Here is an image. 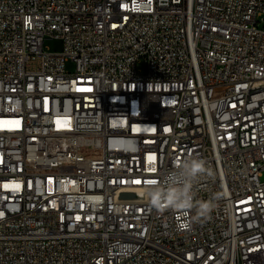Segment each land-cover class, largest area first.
Returning a JSON list of instances; mask_svg holds the SVG:
<instances>
[{
	"label": "built area",
	"instance_id": "1",
	"mask_svg": "<svg viewBox=\"0 0 264 264\" xmlns=\"http://www.w3.org/2000/svg\"><path fill=\"white\" fill-rule=\"evenodd\" d=\"M187 156L207 216L145 194ZM0 264H264V0H0Z\"/></svg>",
	"mask_w": 264,
	"mask_h": 264
},
{
	"label": "clouds",
	"instance_id": "2",
	"mask_svg": "<svg viewBox=\"0 0 264 264\" xmlns=\"http://www.w3.org/2000/svg\"><path fill=\"white\" fill-rule=\"evenodd\" d=\"M213 172L206 162L198 157L187 156L174 164L165 177H160L155 185L145 187V194L153 207L168 203L169 208L191 206L201 214L211 213V204H194V193L197 185L204 176L211 177Z\"/></svg>",
	"mask_w": 264,
	"mask_h": 264
},
{
	"label": "bare ground",
	"instance_id": "3",
	"mask_svg": "<svg viewBox=\"0 0 264 264\" xmlns=\"http://www.w3.org/2000/svg\"><path fill=\"white\" fill-rule=\"evenodd\" d=\"M69 144L68 138L62 136L46 142L30 140L28 143L29 159L37 168L52 169L57 165L62 167L61 170H64L65 167L71 165L67 163L72 159V156L69 155ZM58 162L61 164H57Z\"/></svg>",
	"mask_w": 264,
	"mask_h": 264
},
{
	"label": "rangeland",
	"instance_id": "4",
	"mask_svg": "<svg viewBox=\"0 0 264 264\" xmlns=\"http://www.w3.org/2000/svg\"><path fill=\"white\" fill-rule=\"evenodd\" d=\"M45 46L47 48H49L51 51H60V50H62L63 44L58 39H47L46 42H45ZM139 68H140V70H144L145 66L143 64H141L139 66ZM67 69L72 71L74 69V64L72 62H69L67 64ZM71 153H76L78 158H79V160L80 159L83 160V159L87 158L90 155V151H88V149H86L83 146H77L75 149L71 150ZM67 163H70V161L67 162ZM57 164H61V163L58 162ZM76 164H77V161L76 162H71V166L70 167L72 168ZM70 167H65V168H70ZM60 168H62V167L61 166H57V165H55L53 167V169H60Z\"/></svg>",
	"mask_w": 264,
	"mask_h": 264
},
{
	"label": "water",
	"instance_id": "5",
	"mask_svg": "<svg viewBox=\"0 0 264 264\" xmlns=\"http://www.w3.org/2000/svg\"><path fill=\"white\" fill-rule=\"evenodd\" d=\"M137 197V194L135 193H123L121 195V198L123 199H131V198H136Z\"/></svg>",
	"mask_w": 264,
	"mask_h": 264
}]
</instances>
